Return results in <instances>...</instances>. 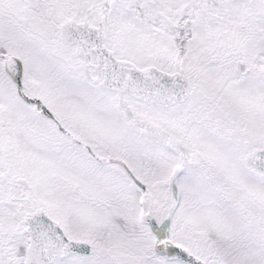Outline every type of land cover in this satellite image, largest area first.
<instances>
[{"label":"flooded vegetation","instance_id":"1","mask_svg":"<svg viewBox=\"0 0 264 264\" xmlns=\"http://www.w3.org/2000/svg\"><path fill=\"white\" fill-rule=\"evenodd\" d=\"M5 1L6 6L14 8L12 15L18 5L21 8L35 4L34 0ZM112 1L109 0L106 3L105 0H87V8L79 9L75 13L76 16L71 19L78 24H86L82 25L83 27H91L99 33L102 31L105 45L114 52L118 59L128 60L140 68L155 66L166 73H181L189 81L190 91L187 101L169 109L148 107V110L138 100L130 96L125 97L136 116L150 119L158 127L165 129L169 133L170 139L178 140L183 145L180 153L189 157L190 160H194L192 166H187L183 170L179 177L180 181L189 173L187 180L193 176L195 181L206 182V187L203 190H198L190 184L186 192H181L183 200L185 199L184 194L189 198L188 202L184 201L185 210L193 215H196L194 212L201 210L196 203L198 201L195 198L197 193L203 192L204 195H207L208 200H214L216 195L229 194L228 186L244 191L245 187L242 185L244 178L256 180V189L264 198V172L258 171L248 161L250 153L258 149L264 150V138L260 140V143H257V146L251 147L241 143L238 138L233 139L225 133L228 124L221 125L224 120L223 115H216V111H214L215 113H210V116H212L211 119L214 118L217 121H209V126L213 128L217 140L200 138L203 141L199 140V144L193 140L191 134L201 127L195 123V118L202 113L190 105L188 109L181 111V121L176 126L182 139L188 140L187 143H184L181 137V140L176 138L175 132L170 126V124L172 125L171 118H168L173 108H185L195 96L202 100L208 97L212 99L216 98V95L222 94L223 91L229 90L232 96H225L230 99L223 101L229 106L227 115L229 110L235 111L234 119L238 120L236 122L238 126H244V132H249L253 137H257L261 133L264 135V89L259 88L264 82V73L260 72V75L255 70L253 71L252 67L254 64L253 55H255L260 58L258 64L264 70V57L255 49L259 37L264 34V1L141 0L136 6L139 11H142L143 20L141 19L142 23H139L142 29L139 32L145 33V37H137L141 40L138 42L134 41V37L128 30L126 31L128 35L123 37L125 38L124 42L118 37L116 30L120 28V24L116 21L111 22ZM118 1L122 2L118 8L119 11H122L123 3L128 0ZM37 3L41 4V2ZM17 15L14 16L17 18ZM15 23L11 18L5 16L2 28L15 29ZM134 42L136 43L134 44ZM139 43H144V47ZM61 45L65 47L67 53L73 51L77 57L73 67L69 68L66 65L65 68L69 70L68 80L70 79L69 81L76 88L78 94L83 96L85 104L81 110L78 107L73 108L67 123L61 120L55 112L54 118H51L49 122L55 123L58 131L56 134L62 142L67 144L68 140L71 141L73 171L76 177L75 187L79 193L76 204L83 221L80 230L85 236V241L92 244V253L82 259L85 264H186L182 261L171 262L159 255L154 248L158 238L156 234L148 226H145L144 229L135 227L133 221L135 213L130 206L132 201L128 202L127 195L131 192V188H140L141 183L158 186L161 185L162 180L160 177H156L153 182L146 180L143 131H132L130 127L133 128V125L129 120L126 122L128 121L130 127L122 129L119 123H110L104 119L106 108L110 104L114 107L112 109H117L122 116L118 109L117 91L100 86L97 81L98 71L93 67L91 61L78 56L77 46H68L62 42ZM200 47H211L217 57L228 55L232 64L228 65V62L221 61L225 58L218 61L206 60L205 57L199 56L198 59L193 60ZM242 47L250 49L249 54L240 51ZM227 50L232 55H229ZM238 52L241 55L236 56ZM7 53L13 55L7 50L0 49V54ZM3 55H0L2 62L0 64L5 71ZM249 56L252 60H248ZM243 61L248 70L246 74L238 77L236 76L237 65ZM1 65L0 72H2ZM254 72L258 74L257 77H254ZM250 79L252 80L250 81ZM73 80H77L78 84ZM244 80H249L248 85L241 83ZM10 84L17 98L27 106L28 104L18 92V85L13 80L10 81ZM250 86L252 89L249 88ZM256 86H258V92L253 94L255 91L253 89ZM243 87L251 97L248 99L251 103L247 101L244 106L247 108L245 113L240 112L243 105L237 106L235 103V98L240 97L234 92ZM23 89L31 97L43 98L41 91L36 95L32 94L25 84ZM83 93L87 95H83ZM235 106L239 110H236ZM146 110H148V116ZM253 113L257 116L258 121L256 122L254 120L256 116ZM159 114L164 115L156 118V115ZM99 115L102 120L98 118ZM21 125L22 128L26 127L23 117ZM21 125L18 124L17 128L19 129ZM229 126H232L230 130H233L234 126ZM151 132L158 140L153 145V149L156 151V161L161 163L163 160L166 163H174L173 165L181 162V155L174 147L162 139L159 132L155 130ZM210 135L213 137L211 133ZM208 141L213 142L214 145L212 147L204 146L203 144ZM196 143L203 152V159L197 156V149L194 147ZM214 146L218 150L217 156L212 154ZM23 167L25 169L18 167L19 170L14 167L13 170H15L10 175H0V223L8 224L2 231L0 230V262L5 260L4 258H8L10 264H27L26 251L30 245V236L25 232L27 225L25 221L38 208L31 204L33 191L31 189L33 180L30 178L31 167H28L27 164ZM98 201L102 203L99 204ZM252 203L247 208L246 204L241 202L234 204V202L224 200L221 202L211 201L207 204H212L211 208L214 211L209 217L188 218L192 222L195 234L200 235L202 231L208 229L211 239L209 255L203 254L201 246L199 248L195 246L198 238L193 232L190 236H192L195 245H191L189 241H181L179 244L188 247L191 253L204 260L205 264H255V262L264 264V200L260 199V201ZM56 205H65L63 211L58 212L59 218L62 219L69 215L70 206L73 204L65 202ZM43 209L46 210L49 217L58 220V217L54 218L50 214L47 207ZM181 210L180 206L175 211V216L180 223L184 220ZM13 213L15 214L14 222L11 219ZM3 216H8V218L4 219ZM100 217L109 223V230H106L104 237L99 240L97 234L88 235V226L94 222L98 226ZM21 220L23 225H20ZM58 221L61 223V220ZM63 229L66 231L64 227ZM66 233L69 234V230ZM150 241L152 242L149 244ZM115 251L120 253V256H112L111 254ZM70 257H74V255H70L68 258Z\"/></svg>","mask_w":264,"mask_h":264},{"label":"rangeland","instance_id":"2","mask_svg":"<svg viewBox=\"0 0 264 264\" xmlns=\"http://www.w3.org/2000/svg\"><path fill=\"white\" fill-rule=\"evenodd\" d=\"M16 1V0H15ZM87 0H34L35 4L27 5V7H21L18 5L17 10L14 15H17V18L12 15L13 7L6 6L5 0H0V24H3L5 20V16L12 19L15 22L14 18L18 20L14 25L17 29L13 32L10 28L6 30H2L0 28V49L7 50L14 56H18L23 62V81L26 88H29L32 94H35L39 91L43 94V100L48 104L49 109H53L55 113L59 115L61 120L67 123L68 118L72 114V110L74 107H78L79 110L84 108V100L83 96L76 91V88L72 86L71 81L68 80L69 70L66 69V65L70 68L73 67L74 61L77 59L75 53L73 51H66L65 47L61 45V36L60 29L61 24L65 19L72 18L76 16V12L81 8H87ZM123 1V0H121ZM41 2V4L37 3ZM46 2V3H45ZM112 16L111 22H115L120 24V28L116 30L118 37L123 40V37L126 35V31L134 37V35L138 38L145 37V33H140L139 31L142 27L139 26L141 19L143 20L142 11H139L136 4L141 2V0H128V2H124L122 6V11H119L118 8L122 4L118 0L112 1ZM16 3V2H14ZM3 7H2V6ZM39 8V9H38ZM84 9V14H85ZM4 15V17H3ZM86 16V14H85ZM9 24V22H7ZM132 25V26H131ZM11 30L12 33H8ZM8 31V32H7ZM135 40L138 42V38ZM136 42H134L135 44ZM142 44L144 47V43ZM258 53L264 57V34L262 37H259L257 46H255ZM240 51H245L249 54L250 49L241 48ZM197 55L193 60L205 57L206 60H221L222 62H228L232 64L229 60L230 57L226 55H221V57H217L214 55L215 51H212L211 47L202 48L200 47L197 51ZM229 55H232L229 50H227ZM241 55L240 52L236 56ZM254 56V64H252L253 71L255 70L257 73H264V70L259 66L258 60L260 58ZM248 60H252L249 56ZM1 62V61H0ZM2 63V62H1ZM217 63V62H216ZM1 65V64H0ZM0 72V175L7 176L14 172L13 168L16 167L18 170L25 169L23 166L25 164L28 167H31L30 178L33 180V185L31 189H33L31 193L32 205L37 207H47L50 210V214L54 218H59V213L63 211L65 205L57 206V203H65L69 202L76 205V200L79 197V193L76 186V177L74 176L73 169V155L71 148V141L68 140V143H64L57 136V127L55 123H50L49 121L43 119L40 115L38 116L35 113L34 108L31 106H26L19 98H17L16 93L10 84L12 80L11 77L4 71V67L1 65ZM254 77H257L254 72ZM261 75V74H260ZM252 79H250L251 81ZM262 80V76H261ZM78 84L77 80H73ZM249 80H244L241 83H246L248 85ZM262 86L259 88L264 89V82L261 83ZM245 85V84H244ZM235 86V85H234ZM252 89V86L249 87ZM255 92H258V86L254 87ZM263 91V90H262ZM238 94V97L235 98V103L237 106L243 105L240 110L241 113H245L247 108L244 106L246 102H250L248 99L251 98L249 94H247L245 87L236 89L234 91ZM83 95H87L83 93ZM91 95V94H90ZM89 95V96H90ZM216 98L200 99L198 96H195L191 99V101L185 106V108L176 109L173 108L170 112L171 118L170 124L171 128L175 132V136L177 139H180V132L177 130L176 126L181 121V115L183 110L188 109L190 105L193 109H197L198 112L202 114H198L195 118V123H198L201 127L196 130V132H192L191 137L195 142L199 143L203 141L200 138H211L213 141H216L215 132L213 128L210 127L209 121L216 122V119H211V114H214L216 111V115L222 114L224 117L221 125L228 124L225 130V133L228 134L233 139L238 138L239 141L243 144L251 146H257V143H260V140L264 138V135L259 134L257 137H253L249 132H244V126H238L236 122V118L234 119L235 111L229 110L228 113V105L223 103V101H228L225 96H232L229 90L223 91L222 94L216 95ZM46 97V99H45ZM202 102L200 103V101ZM79 105V106H77ZM26 108V109H24ZM114 108L111 104L106 108V113L103 116L104 119L110 121V123H119V125L124 128L130 127L126 120L118 113L117 109ZM227 108V109H226ZM245 108V109H244ZM236 110H239L235 106ZM244 109V110H243ZM23 110V111H22ZM250 110V109H249ZM22 112V113H21ZM209 112V113H207ZM226 112V114H225ZM239 113V112H238ZM236 114V113H235ZM254 114V113H253ZM148 116V114L146 113ZM164 114L156 115V118L163 116ZM254 116H256L254 114ZM253 116V117H254ZM23 117V121L26 127L22 128L21 119ZM233 117V118H232ZM98 118L100 120L101 116ZM211 119V120H210ZM232 119V120H231ZM255 122L257 120V116L254 119ZM197 121V122H196ZM18 124L21 126L18 127ZM233 125V130H230ZM131 129V127H130ZM18 132V133H17ZM213 137L210 135V133ZM179 137V138H178ZM143 141L146 146H150L153 148V143L158 141L152 134H143ZM182 139V137H181ZM180 139V140H181ZM184 143H187L188 140L182 139ZM153 142V143H151ZM196 143L195 149L198 158L204 157L203 152L199 149V145ZM69 144V145H68ZM204 146L212 147L214 145L213 142H206L203 144ZM144 154V162H146L149 171L152 170L151 173V181H154L157 169V165H155L156 160V151L151 149H145ZM213 156H217L218 150L214 146L213 147ZM175 160V159H173ZM206 160V159H205ZM171 164L169 163L166 168L161 169L158 175L162 176L161 185L157 186V189L154 190V193L158 195V202L154 206V210L156 212V216H159L158 221L162 222L166 217L165 210L170 207L171 203V189H170V170L169 168ZM154 171V172H153ZM189 177V173L181 180L180 189L181 191H187L190 184L198 187V190H203V182L195 181L196 179L192 178L187 180ZM244 182L242 185L245 187L244 191L239 189H234L229 187L230 193L225 195H216L214 200L209 199L208 197L200 193L201 197L198 198L197 206L201 209L196 211L195 214H191L189 211L185 210L184 201L188 200V197L184 194V200H182L181 205V214H184V220L180 223L178 218L174 216V219L171 224L170 237L174 239V242L181 241H189L191 245L194 244L192 236L190 234L194 231L192 222L188 218L197 217H209L214 211L211 208L212 204H207V202L211 201H228L234 202V204H238V202L245 203L246 207L249 208L253 203L261 200L262 194L260 191L256 189L257 182L256 180H252L249 178H244ZM187 180V181H186ZM191 182V183H189ZM249 182V183H248ZM245 183V184H244ZM246 186H249L248 188ZM251 186V187H250ZM129 199L131 200V208L133 209L134 215V224L135 227L139 229H144L145 225L142 221V207L140 206L141 196L138 189H132L130 193L127 194ZM198 195V193H197ZM188 196V195H187ZM194 198V199H195ZM17 206V205H16ZM19 206V205H18ZM72 209H75V206H70ZM69 219L60 218L62 221V225L65 230H69L71 235L78 239H84V234L80 230V222L81 219L79 217L78 208L70 211ZM247 212V211H246ZM249 214V212H247ZM15 214H12V222H14ZM1 218V217H0ZM2 218L7 219L8 216H3ZM176 218V219H175ZM1 220V219H0ZM11 221V220H10ZM77 221V222H75ZM20 222V221H19ZM22 222V220H21ZM20 222V223H21ZM8 224L0 223V230L4 229ZM23 225V222L20 224ZM19 225V226H20ZM18 226V227H19ZM97 233H96V231ZM108 229V225L105 222V219H100L99 224H89L88 226V235L89 234H97L99 240L103 238L104 232ZM205 231V232H204ZM200 233L195 234L197 239L196 247L199 248L201 246V251L203 254H210V235L208 229L204 230ZM69 235V234H68ZM79 236V237H78ZM152 241L149 242V244ZM110 246V244H108ZM114 257L120 256V253L115 251L111 254ZM0 264H10L8 258H4ZM258 262H255V264ZM54 264H85L83 259H77L75 257H70L67 260L57 261Z\"/></svg>","mask_w":264,"mask_h":264},{"label":"water","instance_id":"3","mask_svg":"<svg viewBox=\"0 0 264 264\" xmlns=\"http://www.w3.org/2000/svg\"><path fill=\"white\" fill-rule=\"evenodd\" d=\"M87 30H83L81 26L74 25L68 21L63 26L62 36L66 44L76 43L79 46V54L87 59H93L94 66L99 74L100 85L111 89H116L119 93L120 108L122 109L126 118L136 126L145 130L156 129L161 132L162 137L166 140L167 134L162 130L156 128L149 121H140L136 119L127 102L123 99L124 95H130L144 101L146 104L154 106L169 107L174 104L184 102L188 97L189 85L187 79L181 74H166L154 67H147L146 69H139L127 61H120L110 53L103 40L101 43L97 40H89L84 38ZM6 71L19 85V92L26 102L36 104L38 113H42L47 117L53 116V113L46 107V105L37 99H32L23 92V65L21 60L5 54ZM118 71V72H111ZM126 72L129 73L126 76ZM238 76L246 73V65L244 62L239 63ZM107 81V82H106ZM175 146L179 144L173 142ZM249 161L254 163L257 168L264 169V151L258 150L248 156ZM187 162L183 161L174 169L171 178L172 193L174 195V205L170 209L169 217L161 225L157 231L159 240L155 246L156 250L169 260L180 259L190 264H204V262L193 256L187 249L178 244H173L168 237H166L165 229L170 227L174 211L177 207L178 201V182L179 175L183 172ZM145 188V187H144ZM143 205V220L152 228L156 229L157 223L151 212L147 210L145 200H142ZM28 226L26 232L31 236L30 247L28 248V260L30 264H47L53 262L57 257H65L70 253L88 255L91 253L90 244L84 241H75L66 237L60 224L51 220L46 214L45 210L37 209L33 216L27 219Z\"/></svg>","mask_w":264,"mask_h":264},{"label":"trees","instance_id":"4","mask_svg":"<svg viewBox=\"0 0 264 264\" xmlns=\"http://www.w3.org/2000/svg\"><path fill=\"white\" fill-rule=\"evenodd\" d=\"M148 203H149V204L151 203L150 199L148 200Z\"/></svg>","mask_w":264,"mask_h":264}]
</instances>
